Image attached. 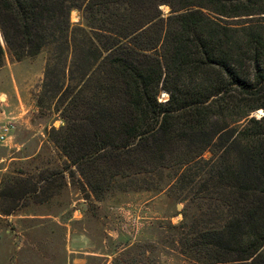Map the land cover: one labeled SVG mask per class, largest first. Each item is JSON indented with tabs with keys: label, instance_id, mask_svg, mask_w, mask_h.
Masks as SVG:
<instances>
[{
	"label": "trees",
	"instance_id": "trees-1",
	"mask_svg": "<svg viewBox=\"0 0 264 264\" xmlns=\"http://www.w3.org/2000/svg\"><path fill=\"white\" fill-rule=\"evenodd\" d=\"M0 39V68L46 51L36 106L96 198L176 191L198 207L171 226L183 256L264 264V0H0ZM38 184L6 181L0 214L47 200Z\"/></svg>",
	"mask_w": 264,
	"mask_h": 264
},
{
	"label": "rangeland",
	"instance_id": "rangeland-1",
	"mask_svg": "<svg viewBox=\"0 0 264 264\" xmlns=\"http://www.w3.org/2000/svg\"><path fill=\"white\" fill-rule=\"evenodd\" d=\"M161 11L166 17L169 8ZM70 22L85 26L83 12L73 10ZM3 59L0 113L6 117L0 123L13 122L15 131L0 143V189L22 176L47 188L49 197L0 214V264H197L182 255L180 235L171 229L184 214H198L197 205L187 210V196L134 191L120 179L96 198L54 144L51 129L62 125L59 112L53 105L36 106L46 51L21 63L5 51Z\"/></svg>",
	"mask_w": 264,
	"mask_h": 264
},
{
	"label": "built area",
	"instance_id": "built-area-1",
	"mask_svg": "<svg viewBox=\"0 0 264 264\" xmlns=\"http://www.w3.org/2000/svg\"><path fill=\"white\" fill-rule=\"evenodd\" d=\"M15 131V124L13 122L0 123V143L6 142Z\"/></svg>",
	"mask_w": 264,
	"mask_h": 264
},
{
	"label": "crops",
	"instance_id": "crops-1",
	"mask_svg": "<svg viewBox=\"0 0 264 264\" xmlns=\"http://www.w3.org/2000/svg\"><path fill=\"white\" fill-rule=\"evenodd\" d=\"M20 63H21V62H20ZM1 117H6V116H5V113H0V118H1Z\"/></svg>",
	"mask_w": 264,
	"mask_h": 264
},
{
	"label": "water",
	"instance_id": "water-1",
	"mask_svg": "<svg viewBox=\"0 0 264 264\" xmlns=\"http://www.w3.org/2000/svg\"><path fill=\"white\" fill-rule=\"evenodd\" d=\"M0 42H1V44L3 45V42H2V40L0 39Z\"/></svg>",
	"mask_w": 264,
	"mask_h": 264
}]
</instances>
